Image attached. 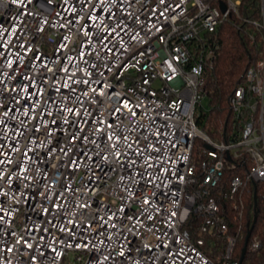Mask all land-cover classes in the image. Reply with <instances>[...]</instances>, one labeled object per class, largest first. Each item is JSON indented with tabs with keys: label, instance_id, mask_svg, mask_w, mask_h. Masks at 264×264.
Instances as JSON below:
<instances>
[{
	"label": "built area",
	"instance_id": "obj_1",
	"mask_svg": "<svg viewBox=\"0 0 264 264\" xmlns=\"http://www.w3.org/2000/svg\"><path fill=\"white\" fill-rule=\"evenodd\" d=\"M240 4L0 0V264H240L247 185L264 186V49L229 140L197 124L211 40Z\"/></svg>",
	"mask_w": 264,
	"mask_h": 264
},
{
	"label": "trees",
	"instance_id": "obj_2",
	"mask_svg": "<svg viewBox=\"0 0 264 264\" xmlns=\"http://www.w3.org/2000/svg\"><path fill=\"white\" fill-rule=\"evenodd\" d=\"M264 0H241L239 14L233 15L229 21L218 28L211 46L216 51L213 66L207 72L206 91L210 109L201 112L197 124L212 140L228 141L230 131L236 123L230 106V96L245 82L247 70L255 66L263 56L264 31L263 24ZM198 147V142L195 144ZM198 149V148H197ZM195 155L196 159L201 157ZM264 186L248 182L245 194V213L242 220L244 233L248 224L253 222L257 194V221L253 229L249 244L257 237L261 241L258 251H248L242 264H264ZM227 206L224 204L223 209ZM237 222L230 217V224L234 227ZM246 237V236H245ZM245 238L237 246L235 256L240 260Z\"/></svg>",
	"mask_w": 264,
	"mask_h": 264
},
{
	"label": "water",
	"instance_id": "obj_3",
	"mask_svg": "<svg viewBox=\"0 0 264 264\" xmlns=\"http://www.w3.org/2000/svg\"><path fill=\"white\" fill-rule=\"evenodd\" d=\"M221 8H222L223 11L226 10V6H225L224 4L221 6ZM257 198H258V197H257V194L255 193V195H254V202H255L254 219H253L252 224H251V223L248 224L249 229H248V232H247V235H246V238H245L244 247H243V249H242L241 258H240V264L243 263V261H244V259H245V256H246V254H247V252H248V244H249V240H250V238H251V235H252L253 229H254V227H255V223H256V221H257V210H256V207H257Z\"/></svg>",
	"mask_w": 264,
	"mask_h": 264
},
{
	"label": "rangeland",
	"instance_id": "obj_4",
	"mask_svg": "<svg viewBox=\"0 0 264 264\" xmlns=\"http://www.w3.org/2000/svg\"><path fill=\"white\" fill-rule=\"evenodd\" d=\"M202 105H203V109H204V111L205 112H207V111H209V109H210V104H209V99H208V97H206L204 100H203V102H202ZM198 142V146L201 148V149H203V142L202 141H197ZM197 152H198V150H197V148H196V151H195V155L197 154ZM199 155V154H198ZM243 231H244V229H243ZM248 232V231H247ZM244 233V232H243ZM247 235V233L245 234V236ZM246 238V237H245ZM242 242V239H240L239 241H238V243H237V246L240 244ZM237 248V247H236ZM236 250V249H235ZM249 250V249H248Z\"/></svg>",
	"mask_w": 264,
	"mask_h": 264
}]
</instances>
